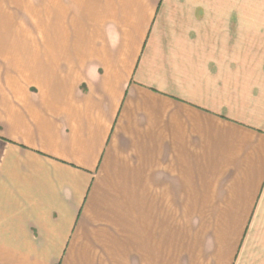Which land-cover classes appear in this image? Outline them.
Segmentation results:
<instances>
[{"label": "crops", "instance_id": "0c3cea01", "mask_svg": "<svg viewBox=\"0 0 264 264\" xmlns=\"http://www.w3.org/2000/svg\"><path fill=\"white\" fill-rule=\"evenodd\" d=\"M167 200L228 237L168 246ZM263 235L264 0H0V264H264Z\"/></svg>", "mask_w": 264, "mask_h": 264}, {"label": "rangeland", "instance_id": "374dc122", "mask_svg": "<svg viewBox=\"0 0 264 264\" xmlns=\"http://www.w3.org/2000/svg\"><path fill=\"white\" fill-rule=\"evenodd\" d=\"M182 204L184 208H182ZM182 204L181 200H167L168 246L173 244L172 241L175 239L228 237V233L218 229L220 226L218 215L191 214L187 202Z\"/></svg>", "mask_w": 264, "mask_h": 264}]
</instances>
